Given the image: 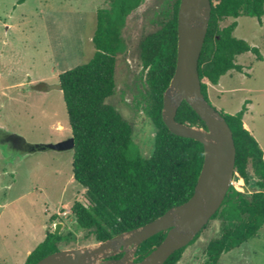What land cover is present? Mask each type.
<instances>
[{"label":"rangeland","instance_id":"374dc122","mask_svg":"<svg viewBox=\"0 0 264 264\" xmlns=\"http://www.w3.org/2000/svg\"><path fill=\"white\" fill-rule=\"evenodd\" d=\"M176 0H142L125 21L117 53L115 89L106 102L128 122L141 155L149 158L155 145V125L149 117L146 69L140 60V42L160 29L172 16ZM110 0H0V128L25 142L57 143L72 136L59 86V74L90 61L95 53L92 37L98 8ZM236 21L234 37L258 49L236 57L243 72L232 70L217 84L207 79V95L218 111L237 114L264 152V15L226 18ZM2 138V136L0 137ZM250 169V168H249ZM256 189L245 182V195ZM86 189L73 179V151L25 153L0 142V264H24L28 254L47 235L43 227L50 213L62 222L59 243L70 249L97 243L81 229L71 212L84 201ZM52 223V221H50ZM219 216L188 245L176 264H203L207 245L219 237ZM53 231V228H49ZM217 264H264V225L258 235L222 254Z\"/></svg>","mask_w":264,"mask_h":264},{"label":"trees","instance_id":"16d2710c","mask_svg":"<svg viewBox=\"0 0 264 264\" xmlns=\"http://www.w3.org/2000/svg\"><path fill=\"white\" fill-rule=\"evenodd\" d=\"M24 1L17 0L19 4ZM141 1L110 0L109 8H98L92 37L93 57L86 64L59 74V86L75 143L73 179L86 189L84 201L74 202L71 212L76 224L93 234L96 242L140 227L186 202L194 192L204 160V148L199 141L172 133L162 120L163 94L176 66L180 0H176L172 16L162 27L140 42V60L146 69L148 114L156 128L154 150L149 158L141 155L131 125L106 102L115 89L122 29ZM211 3L209 27L198 62L202 92L207 101V84L203 79L217 84L232 70L243 72V66L236 63V57L242 53L250 51L258 59L262 58L257 48L234 37L236 21L224 27L221 22L240 16L256 17L261 22L264 15V0H211ZM245 110L244 107L237 114L223 110L220 113L233 132L235 172L245 182L252 177L256 189L247 196L230 187L212 217L222 218V232L209 241L203 264H217L222 254L257 236L264 225V152L244 126ZM176 120L206 128L205 122L185 101L177 111ZM58 218L54 214L50 221ZM166 233L162 231L142 242L136 252L137 261L149 254ZM70 236V233L49 231L28 254L24 264H37L43 257L60 250L59 243ZM185 248L175 251L164 264H176Z\"/></svg>","mask_w":264,"mask_h":264},{"label":"water","instance_id":"95a60500","mask_svg":"<svg viewBox=\"0 0 264 264\" xmlns=\"http://www.w3.org/2000/svg\"><path fill=\"white\" fill-rule=\"evenodd\" d=\"M211 10V0H180L176 66L163 94L162 120L166 127L178 136L199 141L204 148V160L192 196L140 227L95 244L60 249L37 264H164L175 251L187 247L219 210L234 176L236 146L229 124L205 98L198 71ZM184 101L201 117L206 128L176 120ZM74 146L71 136L57 143L24 141L23 151H73ZM62 226V222H56L52 232L60 233ZM162 231H167L164 239L137 261L139 245Z\"/></svg>","mask_w":264,"mask_h":264},{"label":"flooded vegetation","instance_id":"af4514ba","mask_svg":"<svg viewBox=\"0 0 264 264\" xmlns=\"http://www.w3.org/2000/svg\"><path fill=\"white\" fill-rule=\"evenodd\" d=\"M0 142L7 144L11 150L21 151L23 147V140L16 135H12L0 128Z\"/></svg>","mask_w":264,"mask_h":264},{"label":"built area","instance_id":"2783aa9c","mask_svg":"<svg viewBox=\"0 0 264 264\" xmlns=\"http://www.w3.org/2000/svg\"><path fill=\"white\" fill-rule=\"evenodd\" d=\"M231 186H233L234 189L239 192H245V180L237 172H234Z\"/></svg>","mask_w":264,"mask_h":264},{"label":"crops","instance_id":"0c3cea01","mask_svg":"<svg viewBox=\"0 0 264 264\" xmlns=\"http://www.w3.org/2000/svg\"><path fill=\"white\" fill-rule=\"evenodd\" d=\"M243 122H244V121H243ZM244 126H245L246 128H248V127L246 126V123H245V122H244ZM54 213H55V212L49 214V216H48V219H49V220H50V217H51L52 215H54ZM55 223H56V221H54V222H52V223L49 221L48 224L46 223V224L44 225V227H43L44 231H46V232L48 233V232L50 231L49 228H50V227L54 228V224H55Z\"/></svg>","mask_w":264,"mask_h":264}]
</instances>
